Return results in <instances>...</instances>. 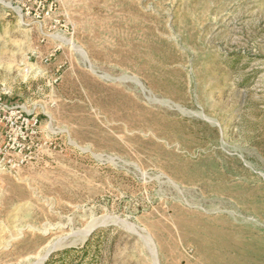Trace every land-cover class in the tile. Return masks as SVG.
Wrapping results in <instances>:
<instances>
[{
  "label": "rangeland",
  "instance_id": "obj_1",
  "mask_svg": "<svg viewBox=\"0 0 264 264\" xmlns=\"http://www.w3.org/2000/svg\"><path fill=\"white\" fill-rule=\"evenodd\" d=\"M0 264H264V0H0Z\"/></svg>",
  "mask_w": 264,
  "mask_h": 264
},
{
  "label": "bare ground",
  "instance_id": "obj_2",
  "mask_svg": "<svg viewBox=\"0 0 264 264\" xmlns=\"http://www.w3.org/2000/svg\"><path fill=\"white\" fill-rule=\"evenodd\" d=\"M91 228H92V225L89 226V227L86 229V232H88Z\"/></svg>",
  "mask_w": 264,
  "mask_h": 264
}]
</instances>
